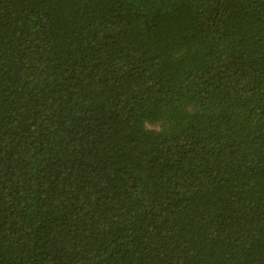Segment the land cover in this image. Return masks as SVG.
<instances>
[{
	"label": "trees",
	"instance_id": "obj_1",
	"mask_svg": "<svg viewBox=\"0 0 264 264\" xmlns=\"http://www.w3.org/2000/svg\"><path fill=\"white\" fill-rule=\"evenodd\" d=\"M0 264H264V0H0Z\"/></svg>",
	"mask_w": 264,
	"mask_h": 264
}]
</instances>
